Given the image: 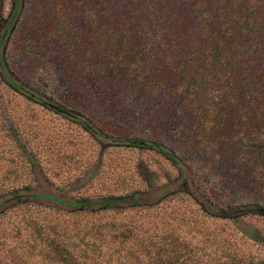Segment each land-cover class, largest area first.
Returning <instances> with one entry per match:
<instances>
[{"label": "trees", "instance_id": "16d2710c", "mask_svg": "<svg viewBox=\"0 0 264 264\" xmlns=\"http://www.w3.org/2000/svg\"><path fill=\"white\" fill-rule=\"evenodd\" d=\"M9 1L0 85L80 126L103 149L156 153L176 174L154 188L75 197L0 185V264L236 260L203 226L264 218V0ZM20 48L38 65L53 55L68 60L61 75L85 110L21 80L8 61ZM107 102L126 109L117 130L92 118L90 108ZM208 163L219 171H199ZM246 182L259 190L250 200L238 186ZM175 204L185 207L179 219Z\"/></svg>", "mask_w": 264, "mask_h": 264}, {"label": "rangeland", "instance_id": "374dc122", "mask_svg": "<svg viewBox=\"0 0 264 264\" xmlns=\"http://www.w3.org/2000/svg\"><path fill=\"white\" fill-rule=\"evenodd\" d=\"M32 4L30 3L28 8H31ZM9 11L10 1L0 0V24ZM21 48L11 53L8 59L21 80L38 91L52 95L65 106L85 110V107H79L78 102L71 96L74 88H70L67 79L61 75L65 69L70 72L68 68L71 64L68 60L60 57L56 59L53 55L42 60L41 66L33 61L30 53ZM93 108H90L92 118L99 125L117 130V124L122 126L125 123L122 118L126 116L125 108L113 107L108 102ZM5 112L9 116L10 131L6 129ZM120 112L123 113L122 117L118 115ZM121 130L131 133L129 126H124ZM12 138L16 139V143ZM22 154L29 157L30 163H27ZM11 158L14 159L9 162ZM208 164H199V171L213 174L219 169H209L211 164ZM7 169L12 170L8 176L5 173ZM225 169H220V172L226 171L228 176L233 173ZM175 174L172 165L156 153L131 149H103V146L80 126L28 102L0 85V185L17 182L31 185L39 191H50L56 195L62 192L68 197H75L98 193L122 194L154 188L173 179ZM221 181L232 186L225 178ZM221 181L218 184H221ZM251 185L247 182L238 185L245 187L242 190L247 191V200L253 198L250 192L259 191L252 189ZM220 188L219 185L217 189ZM225 195L224 197L230 196L229 193ZM175 205L177 208H174L173 212L179 214L176 215L179 219L181 215L184 216L185 207L183 204ZM193 215L198 216L197 213ZM197 221L200 224V221ZM177 223H180V220ZM184 228L181 224L180 231ZM203 228L207 229L211 238L225 240L229 244L221 242L223 246L231 245V250H236L234 258L238 259V262L221 258L219 264H246L247 260L250 261L249 264L264 262L263 217L249 215L233 225L209 221Z\"/></svg>", "mask_w": 264, "mask_h": 264}]
</instances>
